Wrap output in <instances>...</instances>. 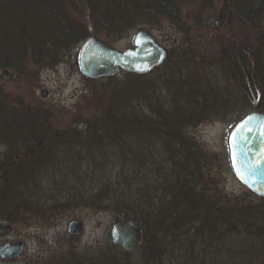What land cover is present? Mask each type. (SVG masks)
Wrapping results in <instances>:
<instances>
[{
	"label": "rangeland",
	"instance_id": "374dc122",
	"mask_svg": "<svg viewBox=\"0 0 264 264\" xmlns=\"http://www.w3.org/2000/svg\"><path fill=\"white\" fill-rule=\"evenodd\" d=\"M255 1L177 0L178 6L171 14L159 11L155 17L141 14V9L137 10L138 13L135 10L132 15L122 12L116 17L118 22L131 21L137 26L106 37L95 34L89 26L93 13L99 11L92 0H86L85 3L75 0L77 7L71 5L69 0H0V142L5 144L7 141L8 144L7 153L0 157V215H9L11 220L8 222L14 226L12 234L0 237V246L6 242L25 243L22 256L16 259L0 257V264H146L141 256L142 248L125 251L113 242L111 231L118 218L117 210L95 206L93 194L98 190L97 183L108 171L101 170V153H98L97 145L88 147L83 140L78 139L74 143H67L66 137L59 133L55 137L57 141L50 139L49 143H42V151L38 154L32 152V159L19 162L18 167L22 170L23 165L28 166L26 171L29 175L24 178L29 183L21 188L9 189L5 194V166L13 167L14 158L19 160L17 148H24L22 139L33 131L30 122L25 127L21 126L19 116L24 114L22 112L36 110L42 114L34 129L37 133L44 129L54 134L55 131L66 130L67 125L80 129L86 118L100 113L98 96L111 92L117 83L126 80L123 71L114 76V81L110 80L114 77L86 78L79 66L81 45L69 51L65 49L60 60L52 59L55 43L62 41L56 27H61L59 23L65 20L68 11L74 21L82 24L80 26L88 27L91 32L89 36L97 35L106 44L119 50L133 46L134 35L139 29L150 31L154 39L167 49L169 54L166 59L169 56L172 60L169 64L172 65L169 73L172 81L171 84L163 83L165 77L162 70L152 73L149 81L156 79L158 82L154 88L156 94L149 92L145 101V108L150 113H157L156 105L150 108L148 105L158 98L163 99V107L158 112L172 109L171 105L179 101L175 92H180V86L189 91L191 87L188 83L192 80L194 88L209 86L211 90L220 88L226 90V94H232L236 103L226 115L202 116L195 120L198 121L197 125L187 126L186 136L196 141L206 152V157L199 159L205 178L201 177L202 185L198 192L205 196L215 195L222 204L228 199L232 204L260 205V198L235 173L229 138L240 117L239 108L245 106L247 111H252L256 104L254 99L264 103V95L250 94L248 100L243 99L242 93L245 91L241 82L229 76L230 68L222 57L223 47L231 49L250 45L258 48L262 45V39L258 36L264 34V19L263 28H260L257 27L260 26L258 20L255 25L243 14L244 4L250 5L249 2ZM134 6L137 8V3ZM248 12L255 16L257 10L253 8ZM258 15L264 16V7ZM217 21H220L219 25ZM9 39L12 41L10 44ZM263 58L264 54L259 56L260 60ZM179 59L182 63L178 62ZM4 63L7 66L2 67ZM5 70L9 72L7 75L3 73ZM260 75L264 80V64L261 65ZM147 84L146 89L150 86L149 82ZM43 90L47 92L46 96H43ZM259 96L262 99L259 100ZM55 135H52L53 138ZM139 145L131 144L130 152L137 151ZM141 145L143 156L150 153L158 155L160 151V145L148 143L147 138L142 140ZM176 151L180 152L178 149ZM149 158L142 166L143 173L150 169ZM2 161L5 164H1ZM155 168L157 171L158 168ZM119 171H114V174L108 172L106 181L116 182V173ZM136 175L139 181L145 180V177L140 180L138 172ZM120 179L124 180L122 176ZM145 181L148 183L147 179ZM182 200L183 197H175L173 202L166 201L168 216L175 215L176 210L181 208ZM156 202L162 204V201ZM159 211L160 214L164 213ZM72 220L83 221V234L73 236L68 232ZM181 225L182 228L174 222L177 230L171 232L168 245L163 247L161 255L166 259L161 264H197L191 260L199 252L208 253L204 260L199 259V264H264L262 229L259 236L255 233L250 235V226L248 229L241 226L239 234L226 233L215 241L214 236L205 239L208 236L204 238L202 230L198 240L191 235L194 225Z\"/></svg>",
	"mask_w": 264,
	"mask_h": 264
},
{
	"label": "trees",
	"instance_id": "16d2710c",
	"mask_svg": "<svg viewBox=\"0 0 264 264\" xmlns=\"http://www.w3.org/2000/svg\"><path fill=\"white\" fill-rule=\"evenodd\" d=\"M83 1L84 3L86 2V0ZM176 1L92 0L94 6L99 7V11H94L95 13H93V18L91 17L89 26H91L95 34L106 37L115 36L137 26L131 21L118 22L117 16L122 14V12H129L132 15L135 10L141 9V14H148L153 17L158 15L159 11H166L171 14L175 7L178 6ZM69 2L71 5L76 6L75 0H69ZM135 2L138 5L137 8L134 6ZM249 4H244L245 13L243 14L246 15L247 20L255 25L258 20L260 26L258 25L257 27L263 28L262 21L264 16L262 17L258 13L263 10L264 0H256L255 3L249 2ZM253 8L257 10L255 16L250 15L248 12ZM64 13L61 15L63 16ZM70 13V11L66 12L65 20H61L59 23L61 27H56L61 34L62 41L59 40L55 43L56 47L51 56L53 60H60L65 54V49L69 51L72 47L77 48L82 45V42L91 34L88 31V27L80 26L82 24L77 20L74 21L70 17ZM259 37L262 39V45L258 48L245 45V47L240 48L226 49V47H223L222 49L223 60L227 61L230 68L228 69L229 76L241 82L245 91L242 93V97L245 100L250 98V94L252 96L264 95V80L260 75L264 58L262 60L259 59V56L264 54V34H259ZM10 43L12 41L9 39ZM171 61L168 56L164 64L147 73L123 71L126 80L117 83L111 92L98 96L99 100L97 102L100 106V113L92 114L86 118L83 121L84 128L79 129L75 126L67 125L66 130L55 131L54 134L56 135L53 138L52 135L54 134H51L52 132L49 134L43 129L37 133L34 130L37 127L36 122L40 121V117H43L42 114L36 110L22 112L24 114L19 116L22 121L21 126L24 125L23 127H25L30 122L32 124L30 129H33V131L30 132V136L25 135V138L22 139L21 143L24 144V148L16 147L20 153L18 154L19 160L14 158L13 167H9L8 164V166H5L3 180L7 190L5 194L9 192V189L21 188L24 184L29 183L28 179L24 178V176L27 177L29 175V172L26 171L28 166L24 167L23 165V172L18 167L19 162L22 159L27 161L32 159V152L38 154L42 151V143H49L50 139L57 141L58 139L55 137L62 133L66 137L67 143L72 141L74 143L78 139L83 140L88 147L98 146L97 151L101 153L99 154L101 170L108 169V171L104 172L106 175L102 176L99 183H97L98 190L93 194L96 201L95 206L98 208L113 207L118 212L116 222L123 217H130L142 227L143 242L135 249L142 248L141 256L146 264L164 263L166 258L161 254H163V247L168 245L170 241L168 239L169 235L177 230L174 227V222H177L180 228H182V223L187 224L188 227L194 225L191 227V230L194 231L191 235H194L196 239L203 234L204 238L208 236L205 239H211L214 236L216 241V239L224 237L226 233L231 235L239 234L241 226L246 229L250 226V231L247 230L250 235L255 233L259 236L261 229L264 231V227L259 226L264 225V197L252 192L261 200L260 205L253 206L236 202L232 204L228 199L225 202L223 201L224 204H222L215 195H200L198 189H201L200 186L202 185V178H205V173L202 165L199 166V159H204L206 152L201 149V146H198L196 141L186 136L187 126L197 125L198 121L195 122V120L200 119L199 117L226 115L233 107V103H236L234 98L232 99V94L228 95L226 90L220 88L211 90L209 86H204L203 83L202 87L204 86V88H200L198 85L199 88H194V81L192 80L188 83V86L191 87L189 91L180 86V92H175L179 101L176 99L178 103L171 105L170 108L172 109H165L163 110L165 111L164 113H162L163 111L158 112L163 107V99L160 100V98H158L159 100H153L150 105L147 104L149 108L156 105L158 108L155 109L156 114L150 113L145 108L148 93L156 94L154 88L158 81L156 79H151L152 82L149 81L152 73L162 70L165 77L163 83L171 84L172 79L169 77L170 69H172V65H169ZM178 62L182 63V60L179 59ZM1 66L4 67L7 64L4 63ZM115 78L110 80L114 81ZM148 82L150 86L146 89L145 86H148ZM254 101L256 104L253 110L264 111V103L255 99ZM238 111L240 117L237 122L251 112L247 111L245 106L239 108ZM144 138H147V142L150 144L156 145L158 143L160 145L158 155L150 153L148 156H143L144 152L141 144ZM4 143L7 144V141ZM133 143L140 144L139 146L141 147L138 146L137 151L131 153L130 147ZM20 148L23 149L22 152ZM177 149L180 150L179 153H177ZM149 156L150 169L148 172L143 173L142 166L145 165ZM1 164H5V162L3 163L2 161ZM119 166L120 169H118ZM130 166L133 169L130 170ZM155 167L158 168L157 171ZM114 171H119L116 173L117 181H106L109 173L114 174ZM137 172L140 174L138 176L140 180L145 177L148 183H145V180L143 182L139 181L136 175ZM141 172L145 174L144 177ZM150 172L152 176H150ZM121 176L124 180L120 179ZM160 193L161 195H159ZM173 197L174 199H170ZM175 197H183L181 208L176 210L175 215L168 216L166 201L173 202ZM156 201H162L164 206ZM225 203L230 205H225ZM159 210L164 213L160 214ZM0 219L10 221L11 217L9 215H0ZM173 227L174 230H172ZM254 227H257V229L254 230ZM201 230L202 234L200 235ZM151 257H153L152 260H150ZM205 257H208L207 252L204 254L199 252L194 255L191 261H196L199 264V259L204 260ZM188 260L190 261L189 258Z\"/></svg>",
	"mask_w": 264,
	"mask_h": 264
},
{
	"label": "water",
	"instance_id": "95a60500",
	"mask_svg": "<svg viewBox=\"0 0 264 264\" xmlns=\"http://www.w3.org/2000/svg\"><path fill=\"white\" fill-rule=\"evenodd\" d=\"M217 25L220 21L216 22ZM167 49L158 43L147 29H139L134 35L133 46L119 50L106 44L97 35L89 36L81 45L79 66L86 78L99 79L118 75L121 71L147 73L160 66L167 57ZM5 75L8 70L3 71ZM43 90V96H46ZM247 122L235 136L229 138L232 165L238 178L254 193L264 197V111L254 110L236 123L237 127ZM251 131H248V129ZM230 134V136H231ZM6 149L0 145V151ZM235 153V156L233 155ZM235 160V165H234ZM14 226L7 220H0V237L13 233ZM68 232L79 236L84 232L81 220H72ZM113 242L125 251H131L143 241V229L132 218L123 217L112 228ZM25 253V243L6 242L0 246V257L16 259Z\"/></svg>",
	"mask_w": 264,
	"mask_h": 264
},
{
	"label": "snow or ice",
	"instance_id": "6c2138e0",
	"mask_svg": "<svg viewBox=\"0 0 264 264\" xmlns=\"http://www.w3.org/2000/svg\"><path fill=\"white\" fill-rule=\"evenodd\" d=\"M247 122H244V124H241L240 126L237 127L236 131H234L231 136H230V140L231 141H235V136L236 134L240 131L241 128H243L245 126ZM248 131H251V129L249 128ZM233 155L235 156V153H233ZM234 165H235V160H234Z\"/></svg>",
	"mask_w": 264,
	"mask_h": 264
},
{
	"label": "flooded vegetation",
	"instance_id": "af4514ba",
	"mask_svg": "<svg viewBox=\"0 0 264 264\" xmlns=\"http://www.w3.org/2000/svg\"><path fill=\"white\" fill-rule=\"evenodd\" d=\"M2 143L0 142V145H1ZM6 145V149H5V151H3V152H1L0 151V157L2 156V155H4L5 153H7V150H8V145L7 144H5ZM18 157V156H17Z\"/></svg>",
	"mask_w": 264,
	"mask_h": 264
}]
</instances>
